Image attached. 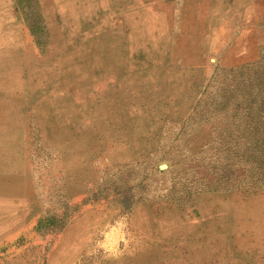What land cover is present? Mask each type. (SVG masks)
Here are the masks:
<instances>
[{
    "label": "rangeland",
    "instance_id": "374dc122",
    "mask_svg": "<svg viewBox=\"0 0 264 264\" xmlns=\"http://www.w3.org/2000/svg\"><path fill=\"white\" fill-rule=\"evenodd\" d=\"M261 121L264 0H0V264H264Z\"/></svg>",
    "mask_w": 264,
    "mask_h": 264
},
{
    "label": "trees",
    "instance_id": "16d2710c",
    "mask_svg": "<svg viewBox=\"0 0 264 264\" xmlns=\"http://www.w3.org/2000/svg\"><path fill=\"white\" fill-rule=\"evenodd\" d=\"M262 123V129H263V132H264V121H261Z\"/></svg>",
    "mask_w": 264,
    "mask_h": 264
},
{
    "label": "bare ground",
    "instance_id": "6f19581e",
    "mask_svg": "<svg viewBox=\"0 0 264 264\" xmlns=\"http://www.w3.org/2000/svg\"><path fill=\"white\" fill-rule=\"evenodd\" d=\"M194 35V34H193ZM199 41V40H198Z\"/></svg>",
    "mask_w": 264,
    "mask_h": 264
}]
</instances>
